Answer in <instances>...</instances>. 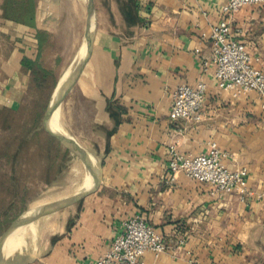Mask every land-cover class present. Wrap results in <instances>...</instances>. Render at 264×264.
<instances>
[{
    "label": "crops",
    "instance_id": "crops-1",
    "mask_svg": "<svg viewBox=\"0 0 264 264\" xmlns=\"http://www.w3.org/2000/svg\"><path fill=\"white\" fill-rule=\"evenodd\" d=\"M91 1L95 27L78 85L92 105L99 181L55 237L35 241L12 264H86L133 215L166 245L158 256L146 252L145 264H264V110L255 91L219 88L208 61L227 0ZM87 3L0 0V107L23 102L30 72L22 59L42 55L39 37L59 39L65 25H86ZM230 25L253 64L264 67V7H241ZM200 81L201 120H171L174 90ZM211 142L224 166L245 169V192L218 197L208 184L168 169L169 147L195 155ZM95 177L96 170L81 191Z\"/></svg>",
    "mask_w": 264,
    "mask_h": 264
},
{
    "label": "rangeland",
    "instance_id": "rangeland-1",
    "mask_svg": "<svg viewBox=\"0 0 264 264\" xmlns=\"http://www.w3.org/2000/svg\"><path fill=\"white\" fill-rule=\"evenodd\" d=\"M70 4L77 7V3ZM85 26V22L74 26L67 24L59 39L45 42L39 62L51 72L46 88L39 92L27 87L24 100L17 109L0 110V264H12L14 256L30 251L33 240L37 242L42 238L55 237L52 233L56 234L59 225L68 214L74 213L78 201L83 199L35 219L33 234L26 235V223L8 233L10 224L30 208L45 201L53 203L71 196L74 183L85 170L81 154L56 138L47 113L57 82L80 59ZM79 75L80 72L59 94V118L54 106L53 122L58 133L65 136L61 126L91 154L87 155L93 175L97 165L99 169V160L93 151L97 139L93 132L96 128L90 119V99L80 93ZM57 94L58 90L55 101ZM37 100L43 101L41 111L35 104ZM65 149L67 152L64 154Z\"/></svg>",
    "mask_w": 264,
    "mask_h": 264
},
{
    "label": "built area",
    "instance_id": "built-area-1",
    "mask_svg": "<svg viewBox=\"0 0 264 264\" xmlns=\"http://www.w3.org/2000/svg\"><path fill=\"white\" fill-rule=\"evenodd\" d=\"M254 4L264 7V0H227L220 6L221 18L210 33L211 54L208 61L213 65L219 88L255 91L264 110V67L257 68L253 64L245 44L236 38L230 25L233 13L245 5ZM205 94L206 84L202 81L195 85L178 86L172 93L169 118L200 121ZM168 152V169L172 173L182 171L189 178L208 184L212 194L222 197L235 191H246L245 169L224 166L216 143L211 142L207 152L195 155L181 154L173 146ZM259 197L264 199V189ZM165 250L162 235L143 217L133 215L123 222V229L112 239L110 248L86 264H145L143 256L146 252L158 256Z\"/></svg>",
    "mask_w": 264,
    "mask_h": 264
},
{
    "label": "water",
    "instance_id": "water-1",
    "mask_svg": "<svg viewBox=\"0 0 264 264\" xmlns=\"http://www.w3.org/2000/svg\"><path fill=\"white\" fill-rule=\"evenodd\" d=\"M93 13H94V10H93L92 1L88 0V3H87V21H86L85 33H84V39L87 38L85 53L78 60L76 65L69 71V73L67 74L66 80L63 83V85L61 86V88H64L65 86H67V84H69V82L81 71L82 67L84 66V64L87 60L88 53H89V47H90V41H91V30H92L93 21H94ZM88 33H89V37L87 35ZM58 83H59V81L57 82L56 86L54 87L52 96H51L50 101H49V106H48V111H47L49 118L52 115L53 109L55 106V92L59 89ZM60 96H59V98H60ZM57 103H58V101H57ZM53 133L56 136V138H58L63 144H65L66 146H68L72 150H74L80 154H90L85 148H83L81 145H79L73 139H69V138L63 136L62 134H60L58 132L53 131ZM99 173H100V168L98 169L97 175H96L95 179L93 180V184H92V187L90 189L82 191L80 193H76V194L71 195L67 198H64L60 201L49 203V204L41 207L36 213H34L31 216L18 217L17 219H15L10 224V226L8 228V233H10V231L17 226L23 225L29 221H32V220H35V219L41 217V216L48 215L50 213L58 211V210L66 207L72 203L77 202L79 199L85 197L87 194H89L96 187V185L99 181Z\"/></svg>",
    "mask_w": 264,
    "mask_h": 264
},
{
    "label": "bare ground",
    "instance_id": "bare-ground-1",
    "mask_svg": "<svg viewBox=\"0 0 264 264\" xmlns=\"http://www.w3.org/2000/svg\"><path fill=\"white\" fill-rule=\"evenodd\" d=\"M93 30V29H92ZM88 35V37H89V33L87 34ZM86 44H87V38H85L84 39V42H83V45H82V47H81V50H80V53H79V57L81 58L83 55H84V53H85V49H86ZM78 61H76L75 62V64L72 66V68L76 65V63H77ZM71 68V69H72ZM71 69H69V70H66L64 73H63V75H62V77L61 78H63L65 75H67L68 73H69V71L71 70ZM61 78L59 79V82H60V80H61ZM65 80H66V78H63L62 80H61V82L60 83H58V94H57V97H56V101H55V113H57V115H58V118H59V107H61V106H58V103H57V101H58V99H59V94H61V92H63V89L64 88H61V86L63 85V83L65 82ZM60 113H62V112H60ZM62 116V115H61ZM50 122H51V125H52V127H53V129H54V131L55 132H57V130H56V128H55V125H54V122H53V113H52V115L50 116ZM64 119V118H63ZM59 123V122H58ZM61 125V123L59 124V126ZM62 125H63V123H62ZM60 128H61V130H62V132H63V134L67 137V138H69V139H72L71 138V136L69 135V133L68 132H66L65 130H63L62 129V127L60 126ZM75 140V139H74ZM78 154H80V153H78ZM91 155V154H90ZM81 156V160H82V162H83V165H84V172H83V175L81 176V173L79 174L80 175V178H79V180H77L75 183H74V186H73V194H71V195H74V194H76V193H80V192H82L81 190L86 186V185H88L90 182H91V180L93 179V175L91 174L92 172H94V171H92V168H91V164H90V161H89V157H88V155L87 154H81L80 155ZM82 164V163H81ZM80 166H82V165H80ZM97 168H96V175H97V172H98V166H96ZM77 179V178H76ZM93 184V183H92ZM92 184L88 187V188H86L85 190H88V189H90L91 187H92ZM85 190H83V191H85ZM55 193H57V192H55ZM60 197V196H59ZM63 197V196H62ZM54 199V198H53ZM57 199V198H56ZM59 199V198H58ZM57 199V200H58ZM52 200V199H51ZM60 200V199H59ZM47 204H49V202H47V201H45V202H42V203H39V204H37L36 206H34V207H32V208H30L27 212H25L24 213V215H23V217H27V216H31V215H33L34 213H36L41 207H43V206H45V205H47ZM33 222H34V220H32V221H29V222H27L26 223V235L27 234H33ZM11 232V231H10ZM30 238V237H29ZM33 243H34V240H33ZM12 254H14L13 252H12ZM9 255V254H8ZM7 255H4V257H6ZM1 260V259H0Z\"/></svg>",
    "mask_w": 264,
    "mask_h": 264
},
{
    "label": "trees",
    "instance_id": "trees-1",
    "mask_svg": "<svg viewBox=\"0 0 264 264\" xmlns=\"http://www.w3.org/2000/svg\"><path fill=\"white\" fill-rule=\"evenodd\" d=\"M48 40L42 37H39V51H42L43 46L45 44V42H47ZM39 57L40 55L37 57H35L34 59H29V58H23L22 59V66L26 69L29 70L30 72V81H29V85H28V89H35L39 92H42L43 89L46 88V85L48 83V78L51 75L50 70L44 68L43 66H41L40 62H39ZM24 100V99H23ZM42 100H37V102H35L36 106L39 107L40 111L43 109L42 107ZM1 109H5V110H12L9 108H0ZM67 152V149L64 150V154Z\"/></svg>",
    "mask_w": 264,
    "mask_h": 264
}]
</instances>
